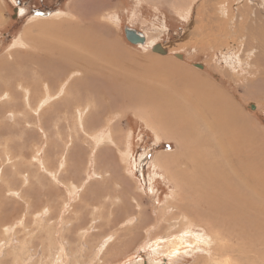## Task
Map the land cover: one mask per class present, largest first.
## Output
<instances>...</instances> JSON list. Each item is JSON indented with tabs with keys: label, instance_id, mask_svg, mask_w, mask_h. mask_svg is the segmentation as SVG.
I'll use <instances>...</instances> for the list:
<instances>
[{
	"label": "rangeland",
	"instance_id": "obj_1",
	"mask_svg": "<svg viewBox=\"0 0 264 264\" xmlns=\"http://www.w3.org/2000/svg\"><path fill=\"white\" fill-rule=\"evenodd\" d=\"M254 7L251 0H65L49 15L22 17L4 37L10 12L0 0V264H224L238 257L245 238L233 255L214 252L233 244L228 238L239 226L230 230L228 211L208 209L201 188L193 190L209 177L171 159L187 138L170 133L169 108L153 90L184 94L166 63L192 75L252 139L242 158L263 164L262 67L232 34L246 33L248 22L264 27ZM124 26L143 32L145 43L128 42ZM75 31L92 36L95 55L69 38ZM156 43L166 52L153 51ZM60 48L89 59L51 61ZM109 131L113 142H106ZM187 148L194 163V147ZM259 211L247 214L264 235ZM254 244L256 253L237 264H264V237Z\"/></svg>",
	"mask_w": 264,
	"mask_h": 264
},
{
	"label": "bare ground",
	"instance_id": "obj_2",
	"mask_svg": "<svg viewBox=\"0 0 264 264\" xmlns=\"http://www.w3.org/2000/svg\"><path fill=\"white\" fill-rule=\"evenodd\" d=\"M246 28H247L246 31L244 30L246 33L239 32L240 30L237 33L235 29L232 30V34L235 33L236 34L235 36L238 39L242 38L245 46L248 47V49H250L248 51L251 52V54L256 55L254 56L253 61L257 65L260 64L262 65V66L260 65V67H262L261 68L262 70L260 71V75L264 77V27L262 25L256 26L253 23L251 24V22L250 23L248 22ZM71 29L75 30L76 28L72 27ZM252 35L255 38H258L257 42H253V40L250 39V36ZM68 36L70 39L75 40V42L81 40L80 44L83 46L85 45L84 47H86L88 44V46L91 47L93 53L92 55H95L94 53L97 52V49L94 46V44L92 46V36L90 34L87 33L77 34V31H75L72 35L68 34ZM59 53H60L59 58L57 59L52 58L51 61L54 62L57 61L63 64L67 59L69 61L72 60L73 62L77 60H81L83 63V61L89 59V55L87 54L83 55V54L71 53V51L69 50L66 51L63 48H60ZM98 53L101 54L100 51ZM113 58L112 56L106 54L104 57V59L109 61H111ZM114 61L116 64L118 63V61L116 60ZM245 61L247 62V60ZM71 64L73 66V64L75 63H71ZM164 65L166 66L165 67L166 70L168 69V73H170V76L171 77L174 76L175 78H177L176 82L185 85V89H183L184 94L182 96H179L178 93L171 92L169 89H167L168 90L167 92L162 89H158V91L153 90V96L155 98L162 99L163 100L162 103H166L167 107L169 108L167 112V121L170 123V127H171L170 133L172 135H178L180 137L181 135H183L186 136L187 138V141L185 143L182 142L179 144L178 151L171 154V159L175 158V162H179L180 159H182V161L191 165L190 170L192 171L197 170V172L199 170L201 171L200 174L209 177V180H205V182L208 184L206 183L201 184L198 188H194V189H193L194 187L193 185L192 189L195 191V193H197L199 191L198 189L201 188L203 195L201 194L200 200L205 202V205L208 207V209L210 208L213 211L217 212L219 210V207H221L222 208L221 213H224L223 208L226 211H228L226 212L229 213L226 220H227V227H229L230 230L232 228H235L236 225L239 226L237 231L233 230V232H235L234 236H236V238L232 239V241L230 238H228V241L233 243L231 244V246H227L226 244H220L218 249L214 250V252L218 254H221L223 251L229 250L233 255L234 247H235L234 243L236 244L240 242V240H243L245 238L247 240L245 243L246 247L240 248L239 251H241V253L242 252H247V253L241 254L239 252V254H237L238 257H235L236 259L235 258L232 259V257H228L229 259H226L224 261V264H237L236 260L240 259L239 256L245 255L247 257L248 252L256 253L255 252L256 249H253V247L255 246L252 247V244H254V242L256 244V241L258 244H262V238L264 237L263 234L259 233V228L257 227V224L259 222L255 223L256 225L253 223L252 219L254 218V221H256L255 220L256 215L254 214L255 217H251L252 214H247L249 211L256 210L257 212L260 209L259 213L264 215V166H263L264 163L263 164L257 163L255 161L256 159L255 155L249 156V158L246 156L248 158L246 160L242 158L243 152L247 154L249 152H252L251 145H253L254 143L252 139H250L249 136H247L248 134L245 133V130L244 129H243L244 131L241 130L242 127L240 129L236 126L235 117L233 116L227 117L222 115V112H220L221 111L219 106L220 104L219 105L215 104L218 103L220 99L217 94L215 95L211 93V95H209L210 93L207 92L209 95V98H207L202 89L204 88L203 85L200 84L199 86L197 81H195L194 78L192 77V75L184 74L183 72H181L182 74L179 73L178 71L180 70H177L173 64L166 63ZM73 71L72 73H74ZM261 82L264 86V79ZM45 98L42 99L43 101L41 100L42 103H47L46 101L47 99ZM81 115L82 118L83 114ZM232 117L235 119H233ZM94 134L96 136V133ZM105 136H106L105 137L106 142L107 141L113 142V139H115L111 131H109L108 136L106 134ZM225 138L227 140H225ZM188 145L194 147V151L197 154L194 163L191 162V159L189 157H185L184 155V152L189 150V148H187ZM157 162L158 163L164 162L162 160V156L157 157ZM251 163H255V165L253 164V167H250ZM180 172L181 171L178 169L177 174H179ZM202 181L204 180L202 179ZM214 199L217 201L215 204L212 202V204H214L215 207L210 205L211 204L210 200H214ZM244 205L245 207H247L248 210L242 211L241 206ZM234 212L235 214L240 213L243 216V218L241 220L235 218L232 215V213L234 214ZM261 220L264 221V218H262ZM231 221H233L234 223L231 224ZM223 226L224 228H226L225 224H223ZM250 231L252 232V234L255 235L249 236L251 235ZM204 241L207 242V240ZM247 244H249L250 246H247ZM208 251L209 254L211 255L212 250L209 248ZM255 255L256 257H259L257 254Z\"/></svg>",
	"mask_w": 264,
	"mask_h": 264
},
{
	"label": "flooded vegetation",
	"instance_id": "obj_3",
	"mask_svg": "<svg viewBox=\"0 0 264 264\" xmlns=\"http://www.w3.org/2000/svg\"><path fill=\"white\" fill-rule=\"evenodd\" d=\"M10 12L8 21L3 30L4 37L10 36L14 28L20 22L22 17L29 13H39L49 15L52 12L59 11L65 0H2ZM125 37V36H124ZM158 44V43H156ZM154 44V45H156ZM140 45V44H139ZM153 45L151 46V48Z\"/></svg>",
	"mask_w": 264,
	"mask_h": 264
},
{
	"label": "water",
	"instance_id": "obj_4",
	"mask_svg": "<svg viewBox=\"0 0 264 264\" xmlns=\"http://www.w3.org/2000/svg\"><path fill=\"white\" fill-rule=\"evenodd\" d=\"M123 33L125 36V39L130 42L133 45H139V44H144L146 37L143 34V32L136 30L133 27L130 26H124L123 27ZM153 51H157L159 53H165L166 49L163 47V45L161 43H158L156 45H153L152 47ZM176 56L181 58L182 55L180 53H176ZM196 67L202 68L203 65L202 64H195ZM251 108H254V105H251Z\"/></svg>",
	"mask_w": 264,
	"mask_h": 264
},
{
	"label": "crops",
	"instance_id": "obj_5",
	"mask_svg": "<svg viewBox=\"0 0 264 264\" xmlns=\"http://www.w3.org/2000/svg\"><path fill=\"white\" fill-rule=\"evenodd\" d=\"M253 4H255L256 7L252 8L253 11L251 12L253 15L257 14V12L264 13V10L262 9L264 7V0H251ZM258 9V10H257ZM262 9V10H259ZM245 9L241 8V12H244ZM261 18V17H260ZM262 20V19H261ZM264 20V17H263Z\"/></svg>",
	"mask_w": 264,
	"mask_h": 264
}]
</instances>
